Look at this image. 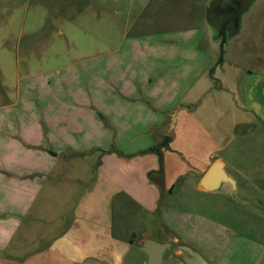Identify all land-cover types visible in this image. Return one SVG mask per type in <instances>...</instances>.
Masks as SVG:
<instances>
[{
	"label": "crops",
	"instance_id": "obj_1",
	"mask_svg": "<svg viewBox=\"0 0 264 264\" xmlns=\"http://www.w3.org/2000/svg\"><path fill=\"white\" fill-rule=\"evenodd\" d=\"M212 1L148 0L143 26L167 36L168 42L126 45L130 59L123 60L124 70L111 80L118 85V93L101 98L99 121L90 113L79 118L96 128L100 141L106 138V130L121 132L118 152L103 154L97 166L89 155H82L77 118H72L71 110L65 114L67 119L63 112L39 106L34 124L13 131L9 111L14 106H0V112L8 111L7 119L0 113V264H126L146 232L138 239L135 232L119 231L116 209L121 217L141 216L149 222L158 213L171 223L169 212L178 213L185 197L215 195L199 190L197 184L209 166L221 160L217 154L226 147V125L234 129L245 123V106L235 101L232 89L239 79L254 76V71L234 61L215 64L213 44L205 48L204 36L213 37L215 30L207 18ZM214 2L218 5L219 0ZM132 9L130 5L129 14ZM247 14L243 10L237 16L232 39L246 25ZM220 18L221 27L232 22L227 15ZM142 50L148 52L147 58L136 57L135 52ZM110 65L109 61L103 65L106 78ZM255 77L262 78L261 74ZM30 110L23 113L29 115ZM66 151L71 155H62ZM63 161L80 163L88 184L77 197L68 199L66 208L51 205L49 215L59 229L44 244L34 249L22 242L13 244L25 219H39L36 210L44 206L33 210V202ZM159 161L161 172L154 173ZM212 224L195 220L192 227ZM184 239L206 254L191 237ZM170 241L174 243L170 257L183 256L176 247L179 239L173 236Z\"/></svg>",
	"mask_w": 264,
	"mask_h": 264
},
{
	"label": "rangeland",
	"instance_id": "obj_2",
	"mask_svg": "<svg viewBox=\"0 0 264 264\" xmlns=\"http://www.w3.org/2000/svg\"><path fill=\"white\" fill-rule=\"evenodd\" d=\"M147 2L0 0V106H14L9 111L12 130L19 127L22 131L25 124H34L39 106L64 115L71 110L72 118H77L80 133L77 141L84 151L82 155H89L97 166L103 154L117 153L121 132L106 130V138L100 141L96 128L79 118L90 113L98 120L101 98L118 93V85L111 80L115 81L117 71L124 70L123 60L130 59L124 49L126 45L168 42L167 36L154 34L152 28L143 26L142 21L149 13L145 9ZM212 2L207 18L215 30L213 37L204 36L205 48L213 44L215 64L234 61L241 68L254 71V76L239 79L232 89L235 101L245 106L246 121L234 129L226 125V130L223 129L226 147L217 154L236 180L237 196L189 195L178 213L169 212L171 223L158 213L149 222L141 216L121 217L116 209L115 224L125 234L135 232L138 239L143 231L146 238L158 242L177 237L176 247L184 255L169 257L164 264H264V0H252L246 6V25H241L239 36L233 39L235 25L229 22L221 27L222 14L218 13L216 2ZM205 48L204 52H209ZM147 53L142 50L135 55L143 59ZM105 61L111 64L108 78L103 67ZM257 74L262 78L255 77ZM26 109H31L29 115L23 113ZM7 112L0 113L7 119ZM65 118L69 119L66 115ZM71 153L66 151L62 155L68 157ZM59 166L33 202V210L44 206L42 211L33 212L39 219H25L13 244L22 242L29 249L44 244L59 229L57 221H52L49 215L51 205L54 209L56 205L66 208L68 199L77 197L88 184L82 177L85 173L80 163L63 161ZM58 174H61L59 184L55 182ZM195 220L213 224L192 227ZM188 236L205 249V255L184 241ZM127 260L126 264H145L147 259L133 250Z\"/></svg>",
	"mask_w": 264,
	"mask_h": 264
},
{
	"label": "water",
	"instance_id": "obj_3",
	"mask_svg": "<svg viewBox=\"0 0 264 264\" xmlns=\"http://www.w3.org/2000/svg\"><path fill=\"white\" fill-rule=\"evenodd\" d=\"M161 162L159 161V169L154 173L161 172ZM197 188L201 191L211 194H225L230 193L235 198L237 196L236 180L226 171L221 160H215L203 176L200 178ZM174 248V243L171 241L158 242L152 239H144L140 246L134 250L144 254L145 264H164L169 259L170 254Z\"/></svg>",
	"mask_w": 264,
	"mask_h": 264
},
{
	"label": "flooded vegetation",
	"instance_id": "obj_4",
	"mask_svg": "<svg viewBox=\"0 0 264 264\" xmlns=\"http://www.w3.org/2000/svg\"><path fill=\"white\" fill-rule=\"evenodd\" d=\"M252 0H219L217 5L218 13L229 16L232 19V24L235 25L237 16L245 10L246 6Z\"/></svg>",
	"mask_w": 264,
	"mask_h": 264
},
{
	"label": "trees",
	"instance_id": "obj_5",
	"mask_svg": "<svg viewBox=\"0 0 264 264\" xmlns=\"http://www.w3.org/2000/svg\"><path fill=\"white\" fill-rule=\"evenodd\" d=\"M148 151H151V150H148ZM147 152V151H146ZM159 178V177H158ZM156 183H157V185L159 186V188H162V182H161V180H158V181H156Z\"/></svg>",
	"mask_w": 264,
	"mask_h": 264
}]
</instances>
